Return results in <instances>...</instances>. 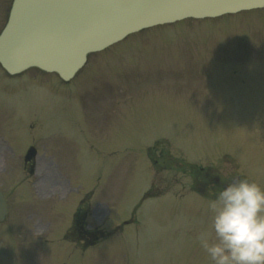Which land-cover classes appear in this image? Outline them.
Masks as SVG:
<instances>
[{
  "label": "rangeland",
  "instance_id": "obj_1",
  "mask_svg": "<svg viewBox=\"0 0 264 264\" xmlns=\"http://www.w3.org/2000/svg\"><path fill=\"white\" fill-rule=\"evenodd\" d=\"M9 1L0 0V30ZM239 45L264 50V10L155 27L90 56L77 77L82 87L70 89H101L82 109L77 99L51 88L58 81L53 75L23 81L35 75L29 71L4 80L28 84L26 91L11 84V93L0 94V189L8 193L11 211L0 223V264H210L197 236L209 227L212 212L188 193L198 185L181 173V164L212 166L214 176L238 175L264 188V156L256 159L264 148L250 144L253 133L255 145L260 139L264 146V118L252 112L253 86L264 88V55L245 60L238 77L233 66L212 74L217 64L207 54ZM235 77L248 87L233 93ZM33 83L54 99L28 91ZM108 84L115 90H103ZM121 85L126 95L118 93ZM259 101L264 104V93ZM157 140L170 157L167 171L148 161L147 149ZM31 144L39 152L33 186L17 159ZM151 180L156 193L166 194L139 206ZM92 190L91 204L103 207L104 228L113 232L86 246L65 233V206ZM132 219L137 224L114 233Z\"/></svg>",
  "mask_w": 264,
  "mask_h": 264
},
{
  "label": "water",
  "instance_id": "obj_2",
  "mask_svg": "<svg viewBox=\"0 0 264 264\" xmlns=\"http://www.w3.org/2000/svg\"><path fill=\"white\" fill-rule=\"evenodd\" d=\"M264 7V0H13L0 34V65L69 80L87 54L127 35L184 18L217 17ZM6 205L0 195V221Z\"/></svg>",
  "mask_w": 264,
  "mask_h": 264
},
{
  "label": "clouds",
  "instance_id": "obj_3",
  "mask_svg": "<svg viewBox=\"0 0 264 264\" xmlns=\"http://www.w3.org/2000/svg\"><path fill=\"white\" fill-rule=\"evenodd\" d=\"M197 236L210 264H264V188L247 178L219 187Z\"/></svg>",
  "mask_w": 264,
  "mask_h": 264
}]
</instances>
